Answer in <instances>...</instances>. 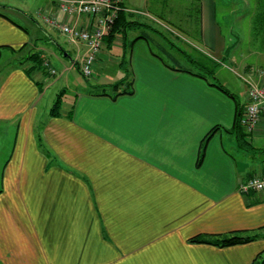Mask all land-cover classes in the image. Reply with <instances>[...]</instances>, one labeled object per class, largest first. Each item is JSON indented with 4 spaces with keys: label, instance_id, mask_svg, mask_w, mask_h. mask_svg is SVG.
<instances>
[{
    "label": "crops",
    "instance_id": "1",
    "mask_svg": "<svg viewBox=\"0 0 264 264\" xmlns=\"http://www.w3.org/2000/svg\"><path fill=\"white\" fill-rule=\"evenodd\" d=\"M39 2L37 12L91 24L89 16L62 15L56 0ZM121 3L137 24L98 56L94 83L128 76L133 92L89 83L60 116L43 100L62 72L47 83L32 50H42V39L53 68L79 67L87 47L51 25L61 42L25 16L21 24L0 13V264H251L264 251V190L243 193L239 185L264 172V119L253 132L242 126L250 143L242 148L238 104L242 111L249 87L205 73L225 66L227 3ZM237 231L258 237L229 246L190 240Z\"/></svg>",
    "mask_w": 264,
    "mask_h": 264
},
{
    "label": "rangeland",
    "instance_id": "2",
    "mask_svg": "<svg viewBox=\"0 0 264 264\" xmlns=\"http://www.w3.org/2000/svg\"><path fill=\"white\" fill-rule=\"evenodd\" d=\"M24 3L28 6L27 9H25ZM39 3H40L39 0H0V13H2L3 15H5L6 17L12 20L18 21L21 24L25 23V21L21 19V17L25 16V18H27L30 22L32 21L33 23H35V26L39 28L40 35H42V31H43L42 26H40L41 24L43 26H46V28L52 33V36L56 38L59 42H61V40L57 37L58 30L57 31L52 30L50 24L48 25V23L44 18L47 15L52 16L54 14L50 13L49 11L45 12V10H41V9H39L37 12L36 9L39 7ZM225 4H223L225 6L222 13L223 32L227 42L225 57L223 56V63L225 64V66L222 69L221 67L222 63L220 62L219 64H216L215 67L214 66L209 67V69L213 68V70L211 69L208 71L203 70V72L205 71L206 75H208L211 78L217 76L220 79L222 78L224 80L226 79L227 81L229 80L231 83L226 84V86L229 88H231L232 86L235 89L245 88V85L247 84L245 79L248 78V76H251L252 72H255L257 69L264 67V44L262 42L263 39L262 36L256 35V32L253 28V20H252L256 12V0H225ZM8 5H12L18 8H10L8 7ZM229 9L231 10V13L230 12L228 13ZM23 11L26 12L28 15H26ZM60 33H62L67 40L71 41L70 37L67 34L63 33L62 31H60ZM104 41L105 43L99 55L105 49H108L107 47H110L108 41L107 40ZM36 42L38 43L39 46L42 47V50L34 51L33 49L32 51L34 52L33 55L36 54V56H38V59H40L41 62L40 61L36 62L37 60L36 58H34L33 61L35 67H38L40 69L43 68V72L46 73L45 76L48 79L47 83L53 82L57 78H59L61 76V72L63 75L60 83L48 89L47 95L43 100L44 102L48 103V105L54 103L52 105L53 107L57 99L61 97L59 101V107L55 110L56 113V115L54 114L55 116L61 115L62 113L61 110L63 109L64 104L66 103L67 99L70 100L69 97L72 94H74L75 90L86 87L89 83L91 84V87L98 88L97 90H100L99 88H103L106 91L108 90V88H110L111 89L110 92L113 93H117V91L124 89V87H126L127 84L129 83V78H127L125 82L119 86L118 89L115 88L113 89L111 86L118 83L122 79L118 81H114L112 83L109 82H111L113 78L109 79V81L106 82L107 84L104 85L107 86V88L100 85L102 83H94L95 82L94 77L96 76L95 70L93 72V75L90 77H85L81 72L80 66L81 63L84 61L86 55L83 57L82 61L80 62L79 67L77 64L70 65L71 62L68 61H67L68 63H66L65 65L66 67L60 64L58 65L57 63L53 62L57 68L54 66L56 73H52L50 71V68H53L51 61L47 59L43 60L45 58L44 53L47 52V50L43 48L49 46L51 47V44L46 43V41H43L42 39H37ZM53 49L54 52L60 54V52L56 50L55 46L53 47ZM115 50L112 52H117ZM232 57L236 58L235 62L232 61ZM28 58L29 57L27 56L25 59L28 60ZM49 63H51V65ZM244 65H249L247 67L248 73L243 69ZM45 66L49 69V72H46V68H44ZM216 72L217 73L220 72V75L218 76ZM62 87H64V89ZM40 89L43 90V88ZM248 93H249V88H248ZM253 131L254 130H251V132ZM262 150L264 151V149ZM3 174H4L3 168L0 167V193L4 189Z\"/></svg>",
    "mask_w": 264,
    "mask_h": 264
},
{
    "label": "built area",
    "instance_id": "3",
    "mask_svg": "<svg viewBox=\"0 0 264 264\" xmlns=\"http://www.w3.org/2000/svg\"><path fill=\"white\" fill-rule=\"evenodd\" d=\"M56 2L62 15L89 16L92 20L90 26L80 27L64 22L57 15L43 16L48 24L67 34L72 42L85 44L87 53L80 68L85 77H90L93 75L106 35L117 18L121 0H56ZM50 71L56 73L54 68H50ZM253 76L264 79V67L252 72L251 76L245 79L249 87V98L241 111L240 124L248 130H254L264 119V83L256 81ZM239 190L243 193L263 191L264 172L241 182Z\"/></svg>",
    "mask_w": 264,
    "mask_h": 264
},
{
    "label": "trees",
    "instance_id": "4",
    "mask_svg": "<svg viewBox=\"0 0 264 264\" xmlns=\"http://www.w3.org/2000/svg\"><path fill=\"white\" fill-rule=\"evenodd\" d=\"M124 7L121 3V8L118 11L117 18L114 21V24L111 28V30L108 32L106 35L105 40L108 41L109 46H111L115 40V38L118 35H125V31L127 30L128 27L135 26L137 23L135 21H127L126 17L124 15ZM253 20V28L256 32V35L262 36L263 39V44H264V0H256V12L254 17L252 18ZM36 58V62L40 61L38 59V56L32 55V59ZM80 69V68H79ZM128 78L124 77L122 80H120L118 83L112 85L111 87L114 89H118L120 85H122L125 80ZM213 85L218 86L222 90H224L226 93L232 95L233 98L236 99L235 95L230 93L227 89H225L218 81L213 82ZM120 91V92H119ZM117 91L116 94L118 93H132L133 92V79L129 80V83L127 84L124 89ZM104 93V92H103ZM61 97L57 99L55 102V105L53 106L51 113L52 115H56L55 110L59 107V101ZM238 107L240 109L238 118H237V123H236V129H237V136H238V142L239 145L244 148V149H249L250 143L246 141L245 139V133L242 132V125L240 124V116H241V106L240 103L238 104ZM216 128H213L208 135L206 136V139H208L214 132ZM252 149V148H251ZM204 154V151H202L201 158ZM258 237V234H245L243 232H233L229 234H224V235H217V236H209V235H200V236H195L192 237L190 240L192 242H206V243H211L215 244L218 246H229V245H236V244H243L247 243L250 241L255 240ZM251 264H264V251L261 252L255 260Z\"/></svg>",
    "mask_w": 264,
    "mask_h": 264
},
{
    "label": "water",
    "instance_id": "5",
    "mask_svg": "<svg viewBox=\"0 0 264 264\" xmlns=\"http://www.w3.org/2000/svg\"><path fill=\"white\" fill-rule=\"evenodd\" d=\"M63 52H64V56L71 57L67 51L64 50Z\"/></svg>",
    "mask_w": 264,
    "mask_h": 264
},
{
    "label": "bare ground",
    "instance_id": "6",
    "mask_svg": "<svg viewBox=\"0 0 264 264\" xmlns=\"http://www.w3.org/2000/svg\"><path fill=\"white\" fill-rule=\"evenodd\" d=\"M51 74V73H50Z\"/></svg>",
    "mask_w": 264,
    "mask_h": 264
}]
</instances>
